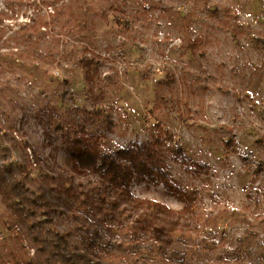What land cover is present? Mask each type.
Masks as SVG:
<instances>
[{
    "label": "rangeland",
    "instance_id": "374dc122",
    "mask_svg": "<svg viewBox=\"0 0 264 264\" xmlns=\"http://www.w3.org/2000/svg\"><path fill=\"white\" fill-rule=\"evenodd\" d=\"M157 125L192 213L161 186L132 177L128 196L72 162L77 126L108 153ZM0 163L28 170V224L68 231L98 264H264V0H0ZM15 220L0 195V264L33 258Z\"/></svg>",
    "mask_w": 264,
    "mask_h": 264
},
{
    "label": "trees",
    "instance_id": "16d2710c",
    "mask_svg": "<svg viewBox=\"0 0 264 264\" xmlns=\"http://www.w3.org/2000/svg\"><path fill=\"white\" fill-rule=\"evenodd\" d=\"M201 40V37L191 40L188 49L194 52ZM156 130V133L145 142L136 141L131 146L104 153L102 151L103 133L90 132L83 126H77L75 131L77 138L72 140L75 146L71 155L74 167L78 171L98 172L102 178L128 196H131L129 182L132 177L146 180L175 193L183 202L181 211L192 213L196 204L195 190L181 185L170 173L164 162V155L167 143L172 138L162 125H157ZM228 146L231 147V144ZM175 158L184 167L194 169L198 174H208L211 169L208 164L202 161L195 162L182 150L177 152ZM11 169L7 164L0 163V195L15 205V224L26 223L32 239L33 258L26 260L24 264H98L93 252L69 244L70 233L68 231L54 230L51 235L52 231L41 232L34 225L28 224L27 217L30 214H24L22 208L26 207L31 212H35L40 206L25 192V184L22 181V178L28 174L25 166H19L23 173L21 178H15ZM206 181L209 182L208 179ZM144 201L150 207L159 209L161 212L170 211V208L159 201L150 199H144Z\"/></svg>",
    "mask_w": 264,
    "mask_h": 264
}]
</instances>
